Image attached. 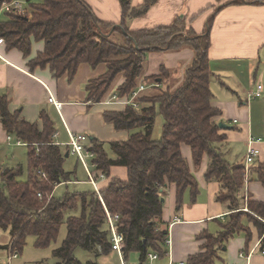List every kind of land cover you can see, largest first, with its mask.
I'll use <instances>...</instances> for the list:
<instances>
[{"label":"trees","instance_id":"1","mask_svg":"<svg viewBox=\"0 0 264 264\" xmlns=\"http://www.w3.org/2000/svg\"><path fill=\"white\" fill-rule=\"evenodd\" d=\"M13 1L0 0V40L7 49H18L26 58L31 56L35 42H43V50L28 61L31 69L49 68L56 78L66 75L72 81L81 64L95 68L104 63L105 73L86 84L87 99L95 103L106 101L113 91L125 97L141 84L147 88L136 98L140 109L124 105L102 114L104 121L116 130L129 132L126 140L107 144L90 140L89 149L95 153L90 160L92 171L95 175L104 174L106 179L100 192H67L60 198L56 197L55 188L77 177L76 170H65L66 152L52 140L53 120L42 111L40 129L38 123L20 117V111L11 112L8 96L0 94L3 127L29 148L26 180L20 179L21 166L0 171V231H10L7 249L12 245L20 255L29 236L35 237L36 247H48L58 238L65 213L81 205V215L68 216L66 220L67 237L53 251L60 259L56 264H98L77 259V247L97 257L111 253L105 207L111 215L119 216L117 226L125 236L126 260L131 253H139L141 261H146L149 253L166 256L168 229L161 226L165 204L162 198L174 187L178 211L184 205L187 190L193 200L199 192L198 181L182 155V144L191 147L195 166L201 165L204 155L208 156L205 177L221 184L217 199L228 202L230 208L220 231L205 230L199 235L204 240L201 251L190 255L185 264H214L227 242L240 233H244L249 251L253 236L250 223L262 237L264 247V203L249 200L246 205L250 211L242 210L246 196L245 165L231 164L218 147L226 136L220 133L215 120L221 111L212 105L211 28L218 11L241 1L209 7L207 10L212 8L214 13L202 33L188 26L186 16H176L170 23L152 28L130 29L126 19L144 15L157 0H144L140 8L133 7L131 0H120L119 24L99 19L86 0H22L24 13L2 9L5 3ZM182 48L194 52L193 60L183 71L161 67V74H145L151 52ZM159 114L164 119L163 130L161 137L154 139ZM113 167H125L126 177L113 175ZM258 177L264 185V172L260 171Z\"/></svg>","mask_w":264,"mask_h":264},{"label":"crops","instance_id":"2","mask_svg":"<svg viewBox=\"0 0 264 264\" xmlns=\"http://www.w3.org/2000/svg\"><path fill=\"white\" fill-rule=\"evenodd\" d=\"M86 1L99 19L116 24L121 23L120 0ZM227 1L230 0L220 2L218 0H157L144 15L128 17L126 24L130 29L152 28L168 24L176 16H186L189 20L188 26L195 32L202 33L208 19L214 13V9H207L212 6L217 8ZM239 1L241 2L226 5L218 11L211 28L209 57L213 72L212 105L221 111V114L215 118L216 122L228 126L220 127V133L224 134L226 139L217 145L231 164H244L251 139L254 141L252 145L260 150L245 179L244 194L248 200L264 203V185L258 177L260 171L264 172V2ZM143 4L144 0H131V5L135 8H140ZM33 46L31 56L26 58L18 49H7L4 42L0 43V94L8 96L11 112L20 111V117L27 122L38 123L40 129L43 128L41 112H47L55 126L52 140L66 153L69 150L68 143L72 134H85L89 140L97 139L105 144L128 138V131L116 130L112 124L104 121L102 115L107 109H120L124 105L106 101L95 103L87 99L86 84L89 80L105 73L104 63L95 68L87 63L81 64L72 81H69L66 75L56 78L49 68L31 69L29 67L28 61L38 51L43 50L44 43L35 42ZM149 55L152 58L160 57L158 71L161 67L181 70L194 58V52L190 48L151 52ZM259 85L263 86L262 95L250 99L249 93L256 90ZM50 96H53L56 102L62 103L61 108L50 102ZM106 149L109 155L113 156L107 145ZM181 152L198 181L199 192L193 200L190 190H187L184 195V205L177 211L175 188L169 189L165 197L161 225L168 229V254L153 260L148 257L146 261H141L139 253H131L129 262L185 264L190 255L201 251L204 240H200L199 235L205 230L211 233L220 231L221 222H225L230 213L229 203L217 199L221 184L205 177L209 163L208 156L204 155L201 165L195 166L191 147L182 144ZM28 153V145L18 142L14 135L8 134L0 119V171L22 164L17 163L20 155L27 163ZM70 156L73 155L69 153L66 160L71 161ZM66 160L65 170L72 171L73 164L65 167ZM87 161L90 173L103 186L106 179L95 175L90 159ZM77 164L83 169L82 172L74 169L77 180L58 185L55 193L56 189L65 184L68 186L87 183L93 187L89 182L88 171L78 158ZM112 173L125 178L127 171L125 167H113ZM83 179H85L84 182ZM175 218L179 219L175 220ZM250 227L253 236L249 250H252L261 237L252 223ZM10 242L11 238L0 242V264H24L19 260L21 254L12 260L9 259L6 246ZM242 251L249 253L246 250L244 233L237 234L227 242L214 264H264V255L258 250L254 251L250 259L240 257ZM117 255L121 264L119 254Z\"/></svg>","mask_w":264,"mask_h":264},{"label":"built area","instance_id":"3","mask_svg":"<svg viewBox=\"0 0 264 264\" xmlns=\"http://www.w3.org/2000/svg\"><path fill=\"white\" fill-rule=\"evenodd\" d=\"M2 9H6V10L14 9V10H17V11L22 12V13L26 12L25 3L22 0H14L11 3H5L3 5ZM2 42L3 41L0 40V43H2ZM146 88L147 87L145 85L141 84L137 89H135L131 93V95L125 96V97H120L118 95V92L114 91L107 98L106 102H108V103H111V102L120 103V104L125 105V106L126 105H132L135 109L138 110L141 108V104L138 101H136V98L144 90H146ZM262 88H263V86L259 85L256 90L251 91L249 93V98L253 99V98L260 97L262 95ZM49 100H50V102L54 103L58 108H61L62 103L56 102V100L53 96H50ZM9 139H11V137H9ZM18 142H20V141H18ZM253 142H254L253 139H251L250 140V146L248 148L247 154H246L245 159H244L246 179H247L251 164L256 160V158L260 154V150L252 145ZM90 144H91V142H90L89 137L87 135H85V134H72L70 136V141L68 143V146H69L68 152L71 155L76 156L78 158V160L82 164H84L86 170L88 171L89 182L92 183V185L96 189V192L99 193L98 181L90 173L89 163L87 161L88 159L91 160L93 157H95V153L89 149ZM91 167H92V165H91ZM100 176H101V178L102 177L105 178L104 174H100ZM39 196H41V194H39ZM105 209H106V213H107V220H108L109 229L111 232L112 250L116 251L119 254L121 264H136V263L129 262L124 257L123 246L125 243V236L121 232H119V230H118L117 219L119 216L118 215L113 216L109 213V211L107 210L106 207H105ZM245 210H247V208ZM178 219L179 218H175V220H178ZM261 242H262V237L260 238V240L258 241L256 246L252 250H249V253H245L244 251L240 252V257L250 259V257L252 256V254L254 253L255 250H258L262 255H264V247H262ZM166 244L167 245L169 244V238H167ZM8 251H9V259L10 260L19 256L18 250L16 248H13L12 245L9 246ZM148 257H149V259L153 260V259L158 258V254L157 253H149Z\"/></svg>","mask_w":264,"mask_h":264},{"label":"rangeland","instance_id":"4","mask_svg":"<svg viewBox=\"0 0 264 264\" xmlns=\"http://www.w3.org/2000/svg\"><path fill=\"white\" fill-rule=\"evenodd\" d=\"M155 57L152 58L150 55H148V60L145 64V74L147 75L153 74V73L161 74V69L158 71V64L160 62V59H159L160 57H156V58ZM185 68L186 67L182 68V71ZM163 123H164V119L162 115L159 114L156 117L155 127L153 131L154 139H158L161 137L162 130H163ZM24 150L27 153V149L25 148ZM70 157H71L70 158L71 161H68L69 159H67L65 167H70V165L73 164L72 171H74V169L76 168L79 172H82L83 170L82 166L77 164V158H75L74 155ZM17 163H22V164H17L16 166H13L12 168L21 166L23 168V174L21 175L20 179L26 180L28 178V161L26 163V160H24L20 155ZM80 177L82 178L81 175ZM73 180H75V178H73ZM84 180L85 179H83L82 181L84 182ZM93 187L87 183H82L80 185L69 184L68 186L65 184V185L60 186L58 189H56L55 194H56V197L60 198L66 194V191H72V190H75V191L78 190L79 192L87 191V190L94 191L95 188L93 189ZM98 187H99V192H100L99 183H98ZM95 192H96V189H95ZM248 201L249 200L245 198V201H243L245 207L242 210H245L247 208V210L245 211H250L246 205ZM81 212H82L81 205H78L75 209L70 210L65 213V218L62 222L58 238L55 241H53L48 247H44V248L36 247L34 245L35 237L29 236L27 239V245L25 246L24 251L21 253L19 260L24 262V264H41V263L56 264L57 262H59L60 259L53 254V251L57 249L58 247H60L67 237L66 220L68 216H80ZM255 216L257 215L255 214ZM9 238H11V236L8 230L0 231V242L4 240H8ZM74 255L76 256L77 259H79L82 262L91 260V261L98 262V264H120L118 255L116 252H111L107 255H104V256L101 255L97 257L94 254L82 249L81 247H77L75 249Z\"/></svg>","mask_w":264,"mask_h":264},{"label":"water","instance_id":"5","mask_svg":"<svg viewBox=\"0 0 264 264\" xmlns=\"http://www.w3.org/2000/svg\"><path fill=\"white\" fill-rule=\"evenodd\" d=\"M219 126H220L221 128H227V127H228V126H227L226 124H224V123H220ZM68 156H69V152L66 153V157H68ZM164 201H165V199L162 198V202H164Z\"/></svg>","mask_w":264,"mask_h":264}]
</instances>
